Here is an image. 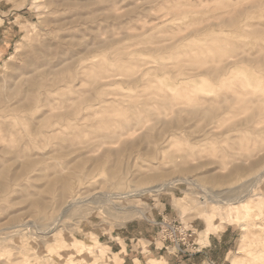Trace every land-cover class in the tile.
Here are the masks:
<instances>
[{
  "label": "rangeland",
  "instance_id": "obj_1",
  "mask_svg": "<svg viewBox=\"0 0 264 264\" xmlns=\"http://www.w3.org/2000/svg\"><path fill=\"white\" fill-rule=\"evenodd\" d=\"M227 227L208 257L264 264V0H0V264H167Z\"/></svg>",
  "mask_w": 264,
  "mask_h": 264
},
{
  "label": "crops",
  "instance_id": "obj_2",
  "mask_svg": "<svg viewBox=\"0 0 264 264\" xmlns=\"http://www.w3.org/2000/svg\"><path fill=\"white\" fill-rule=\"evenodd\" d=\"M1 46H3V45H1ZM5 47L6 48L1 49V51L6 52V50L10 48V46L8 47L7 43H5ZM222 237H224L225 241H222V239H223ZM228 237L230 239L227 241L226 239ZM215 239L219 243H222V242H225V244L229 243L231 241V239H232L231 233L229 232V228L228 227L225 228L219 235H215V234H212V233L209 234L208 242L204 246L200 247V244H198L197 242H194L195 246H194L193 249H187V250H184L182 252H180V251L179 252H174L175 257H178L180 255L181 256L182 255L185 256L186 258L184 260H181V259L178 258L177 261H175L173 263H171L168 260H166V263L167 264H184V263H187V264H219L215 260H212V259H210L208 257L209 251L211 249H213L212 246H213V243H215ZM163 247H165V246H161V247L155 246L154 247L155 248L154 251L157 252V253H160V252H162ZM165 248L168 249L167 246ZM197 258H203V261L198 263L196 261ZM151 259H158V258L156 256H154V257L149 258L148 260H151ZM224 261H226V258H225ZM125 262H126V260L123 261L122 264H124ZM221 264H223V263H221Z\"/></svg>",
  "mask_w": 264,
  "mask_h": 264
},
{
  "label": "bare ground",
  "instance_id": "obj_3",
  "mask_svg": "<svg viewBox=\"0 0 264 264\" xmlns=\"http://www.w3.org/2000/svg\"><path fill=\"white\" fill-rule=\"evenodd\" d=\"M36 48V47H35ZM43 55V54H42ZM229 64V63H228ZM29 73V72H28ZM71 80V79H70ZM76 81V80H75ZM74 82V81H73ZM70 83V81H69ZM66 84V83H65ZM53 86V85H52ZM60 86V85H59ZM62 86V85H61ZM57 88V87H56ZM55 89V88H54ZM53 89V90H54ZM52 92V90H50ZM116 175V172H114V176ZM63 181V180H62ZM68 185L66 186V188L68 189ZM66 189V190H67ZM65 191V190H64ZM127 195V193H126ZM118 196V194H117ZM128 196V195H127ZM116 198V197H115ZM262 204V202L259 200L256 205L253 204L251 202V200L248 199H243V200H239L237 203H235V205H230L228 207V209L226 210L227 213L226 216H228V214L231 212V210L235 213L236 217H239L240 214H249L253 209H256V207H260ZM247 208V210H246ZM250 210V211H249ZM221 213V212H220ZM224 215V214H223Z\"/></svg>",
  "mask_w": 264,
  "mask_h": 264
}]
</instances>
